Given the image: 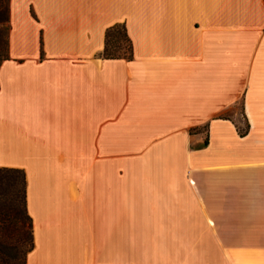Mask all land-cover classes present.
Wrapping results in <instances>:
<instances>
[{"label":"crops","instance_id":"0c3cea01","mask_svg":"<svg viewBox=\"0 0 264 264\" xmlns=\"http://www.w3.org/2000/svg\"><path fill=\"white\" fill-rule=\"evenodd\" d=\"M1 167L26 264H264V0H8Z\"/></svg>","mask_w":264,"mask_h":264},{"label":"rangeland","instance_id":"374dc122","mask_svg":"<svg viewBox=\"0 0 264 264\" xmlns=\"http://www.w3.org/2000/svg\"><path fill=\"white\" fill-rule=\"evenodd\" d=\"M4 17L8 18V0H0V51L2 52L8 30V22ZM124 44L121 43V46L123 47ZM244 125L240 122L238 129L244 130ZM126 161L128 160H118V166L131 165L130 160L125 164ZM5 177L7 183L0 184V264H26L32 243L31 224L28 226L25 219V181L21 183L16 173H6ZM22 222L24 223L20 228Z\"/></svg>","mask_w":264,"mask_h":264},{"label":"trees","instance_id":"16d2710c","mask_svg":"<svg viewBox=\"0 0 264 264\" xmlns=\"http://www.w3.org/2000/svg\"><path fill=\"white\" fill-rule=\"evenodd\" d=\"M6 13L4 12V16ZM8 22V18L4 17ZM8 31V30H7ZM125 43L124 46H121V43ZM4 52L0 51V63L2 60L7 57V33L4 43ZM123 49V50H121ZM125 49V50H124ZM101 56L103 58H122V59H130L131 58V43L128 37L125 34L124 26L122 23H115L104 30V42L103 48L101 51ZM247 125H244V130H237L239 136H243L246 133ZM206 139L202 142V146L206 145ZM6 173H16L19 175L21 179V183L24 182V173L20 169L15 168H0V184H6L7 178L5 177ZM24 207V204H23ZM25 209V207H24ZM25 219L28 222V226H30V219L25 210ZM20 223V228H22V224ZM31 248V245L29 249Z\"/></svg>","mask_w":264,"mask_h":264}]
</instances>
